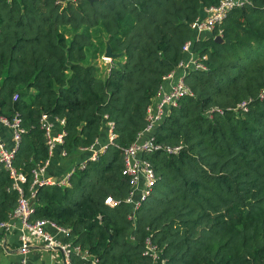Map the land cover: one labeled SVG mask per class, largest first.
I'll return each mask as SVG.
<instances>
[{
  "label": "trees",
  "instance_id": "obj_1",
  "mask_svg": "<svg viewBox=\"0 0 264 264\" xmlns=\"http://www.w3.org/2000/svg\"><path fill=\"white\" fill-rule=\"evenodd\" d=\"M218 1L0 0V116L20 118L12 165L24 194L50 159L42 115L64 120L65 155L114 124L113 143L77 164L68 185L36 187L31 218L68 228L66 241L87 253L71 264H151L147 236L163 264H264V0H246L196 40L191 23ZM187 41L206 54L205 69L185 76L192 94L152 132L181 149L143 154L156 181L131 217L121 147L145 126ZM107 44L116 55L101 68ZM19 196L0 163V222Z\"/></svg>",
  "mask_w": 264,
  "mask_h": 264
},
{
  "label": "built area",
  "instance_id": "obj_2",
  "mask_svg": "<svg viewBox=\"0 0 264 264\" xmlns=\"http://www.w3.org/2000/svg\"><path fill=\"white\" fill-rule=\"evenodd\" d=\"M245 2L246 0H219L216 5L205 8L204 14L198 16L191 23V27L195 32V39H200L205 34H212L215 27L223 21L231 9L240 7ZM220 32L221 30H218V33ZM183 52L185 57L178 62L174 70L163 77V82L161 83L156 95L152 98L151 103L147 106L145 126L137 134L133 142L127 146L121 147L123 157V167L121 169V174L129 181L130 188L125 201L131 207V217L134 216L135 210L139 208L142 201L149 195L156 181L154 169L150 161L143 157V154L153 153L156 151H164L169 154H174L179 152L181 149L180 145L169 146L155 142L152 132L157 124H159L167 115L170 108L175 107L178 104L180 98L192 94L189 86L185 83V76L191 70L205 69L203 60L206 59V54H199L198 52H195L192 49L191 41L184 43ZM166 81L170 84L168 89L165 91L163 89V84ZM259 97L264 98V89L260 91ZM245 104L246 102H242L240 103V106L244 107ZM56 119L60 124H64L63 119ZM0 122L6 124L12 129V139L15 144L14 148L7 149L0 141V163H2L9 171L10 177L12 178V187L17 189L20 193L17 204L11 211L9 218L0 222V232L10 231L15 226L14 221H19V245L17 249L20 256L19 264H31L28 261V253L30 252V248L36 239L40 240L42 245L46 248L60 249L69 264H71L70 256L72 253H77L85 257L87 253L83 251L78 245H72L66 240L59 242L45 230V227H51L56 232L60 233L64 238H66L69 232L68 228L59 226L49 219L31 218V214L34 210L36 187L45 183L66 186L69 184V177L72 172L65 174L58 180L43 178L45 168L49 162L48 158L43 162V164L37 165L32 170L33 175L29 187V194H24L21 183L25 182V175L23 173L17 172L12 165V158L20 140V134L23 131L19 125L20 118L15 116L12 121H9L5 117L0 116ZM41 123L45 130L48 144V154L50 156L53 152L55 143L62 141L64 131L62 130L59 134L53 136L52 123L49 121V117L47 115L41 116ZM106 123L110 136L109 143L97 148L96 138L94 143L85 148L89 150L90 156L88 159L78 164L80 168L85 167L88 160H95L100 153L104 152L107 147L113 143L114 124L112 121L107 120ZM63 154L65 155L64 151ZM105 203L114 205L116 201L108 196L105 199ZM142 254L151 258V264H163V261L161 260V250L156 244L152 242L149 236H147L144 240Z\"/></svg>",
  "mask_w": 264,
  "mask_h": 264
},
{
  "label": "crops",
  "instance_id": "obj_3",
  "mask_svg": "<svg viewBox=\"0 0 264 264\" xmlns=\"http://www.w3.org/2000/svg\"><path fill=\"white\" fill-rule=\"evenodd\" d=\"M208 35V34H205ZM108 64V63H106ZM169 82L163 84V89L166 91L169 87ZM52 123V134L56 136L63 130V125L56 118H49ZM0 141L5 148L12 149L15 144L12 139V129L6 124L0 122ZM110 141L107 123L104 121L101 126L100 134L97 137L96 147H101L108 144ZM90 156L89 150L82 148L75 152L64 155L61 147V141L55 143L53 152L50 155L49 162L45 168L43 178L58 180L65 174L73 172L75 166L80 162L88 159ZM15 226L8 232H0V264H19L20 256L18 254L19 245V221H14ZM45 230L51 234L57 241L63 242L66 240L60 233L56 232L51 227H45ZM28 261L31 264H69L58 248H46L40 240L36 239L28 253Z\"/></svg>",
  "mask_w": 264,
  "mask_h": 264
},
{
  "label": "water",
  "instance_id": "obj_4",
  "mask_svg": "<svg viewBox=\"0 0 264 264\" xmlns=\"http://www.w3.org/2000/svg\"><path fill=\"white\" fill-rule=\"evenodd\" d=\"M215 41H218V42H222V38L220 35H216L214 37ZM116 54L112 53L111 51V48L109 46V44L106 45V50H105V56L106 57H109V58H112L113 56H115Z\"/></svg>",
  "mask_w": 264,
  "mask_h": 264
},
{
  "label": "rangeland",
  "instance_id": "obj_5",
  "mask_svg": "<svg viewBox=\"0 0 264 264\" xmlns=\"http://www.w3.org/2000/svg\"><path fill=\"white\" fill-rule=\"evenodd\" d=\"M106 50V49H105ZM110 62V58L105 56V52L104 55L99 59L98 63L101 66V68L103 67V65H105L106 63Z\"/></svg>",
  "mask_w": 264,
  "mask_h": 264
}]
</instances>
